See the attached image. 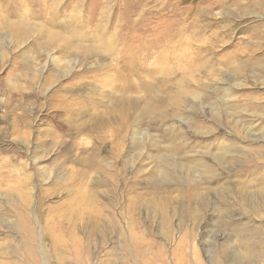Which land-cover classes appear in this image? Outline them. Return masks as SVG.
<instances>
[{"label":"rangeland","instance_id":"374dc122","mask_svg":"<svg viewBox=\"0 0 264 264\" xmlns=\"http://www.w3.org/2000/svg\"><path fill=\"white\" fill-rule=\"evenodd\" d=\"M259 1L0 0V264H264Z\"/></svg>","mask_w":264,"mask_h":264},{"label":"bare ground","instance_id":"6f19581e","mask_svg":"<svg viewBox=\"0 0 264 264\" xmlns=\"http://www.w3.org/2000/svg\"><path fill=\"white\" fill-rule=\"evenodd\" d=\"M259 0H253V2H258ZM262 1V0H261ZM260 2V1H259ZM257 4V3H256ZM259 4V3H258ZM258 6V5H257ZM262 7V6H261ZM262 8H264V6L262 7ZM262 36V35H261ZM129 243V242H128ZM138 244H143V243H141V242H138ZM193 256L190 258L189 256H187L186 255V253H185V255H184V257L182 258V260L181 259H177L176 260V263L175 264H193V263H195L197 260L195 259V256H194V254H192ZM152 261V260H151ZM163 261V260H162ZM163 263H164V261H163ZM12 264V263H11ZM143 264H145V263H143ZM152 264V263H151ZM165 264V263H164ZM174 264V263H173ZM198 264H201L200 262H198Z\"/></svg>","mask_w":264,"mask_h":264}]
</instances>
